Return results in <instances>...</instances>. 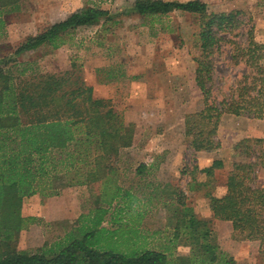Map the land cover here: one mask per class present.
<instances>
[{
    "label": "rangeland",
    "instance_id": "1",
    "mask_svg": "<svg viewBox=\"0 0 264 264\" xmlns=\"http://www.w3.org/2000/svg\"><path fill=\"white\" fill-rule=\"evenodd\" d=\"M135 1L0 0L2 72L18 94H33L37 87L43 90L47 84L57 83L51 98L66 102L69 89L80 81L93 88L94 97L109 100L126 123L135 125L133 146L115 159L112 168L103 175L102 183L65 188L55 197L36 194L23 199L22 216L36 221L20 232L19 250L35 252L50 247L72 230L90 227L99 210H105L102 228L138 229L139 235L146 237L148 249L168 250L173 257L191 254L190 241L184 234L173 245L170 242L182 216V204L195 212L191 197L183 188L175 186L176 191L171 186L164 189L165 202L150 201L147 182L132 178V172L128 168L122 170V165L132 167L147 161L145 152L149 154L151 148L164 142L163 146L184 150L182 166H194V153L185 135V117L204 108L203 95L196 83V60L201 54L200 18L184 12L141 17L129 13ZM201 1L208 5L210 13L242 11L238 29L224 35L226 41L212 56L215 68L212 102H221L248 71L244 63L233 60L234 46L229 41L246 46L252 29L255 40L264 43V0ZM88 7L107 10L114 18L67 34L59 49L43 46L36 51L15 54L29 37ZM57 110L55 106L54 111ZM246 138L262 139L260 146L264 149V120L240 116L225 122L222 131L219 127L216 140L221 146L225 142L229 148L223 155L228 161L227 169L219 173V178H225L236 159L231 146ZM262 170L257 173L260 186H264ZM117 187L123 192L116 197ZM211 228L223 252L244 259L241 264H264V251L259 242L247 241L244 245L246 240L231 234L228 228L222 227L219 232L214 223Z\"/></svg>",
    "mask_w": 264,
    "mask_h": 264
},
{
    "label": "trees",
    "instance_id": "2",
    "mask_svg": "<svg viewBox=\"0 0 264 264\" xmlns=\"http://www.w3.org/2000/svg\"><path fill=\"white\" fill-rule=\"evenodd\" d=\"M173 12L200 18L196 83L204 108L186 115L185 135L191 150L213 152L221 148L216 136L225 114L264 120V43L255 40L252 29L246 46L229 41L234 46L233 60L244 63L248 71L229 96L212 102V56L226 41L224 35L238 29L242 11L210 13L201 0H136L129 13L154 17ZM113 18L107 10L83 8L29 37L15 54L43 46L59 49L67 34ZM2 65L0 61V264H238L213 238V221L199 219L185 204L170 242L173 245L181 234L187 236L192 247L188 256L173 257L171 251L146 248V237L138 229L102 228L105 210H99L90 227L76 228L50 247L19 250L20 232L36 221L22 216L23 199L36 194L55 197L65 188L102 183L115 159L133 146L135 125L126 123L109 100L94 97L93 88L80 81L69 89L66 102L51 98L57 83L43 90L37 87L33 94H18L7 83ZM51 106L58 110H49ZM262 142L246 138L233 146L236 159L225 176L227 193L222 198L210 195L209 203L215 220L231 222L236 237L259 242L264 251V186L257 183L258 170L264 169ZM223 168L224 163L217 160L200 173L210 176ZM122 192L117 187L115 196Z\"/></svg>",
    "mask_w": 264,
    "mask_h": 264
},
{
    "label": "crops",
    "instance_id": "3",
    "mask_svg": "<svg viewBox=\"0 0 264 264\" xmlns=\"http://www.w3.org/2000/svg\"><path fill=\"white\" fill-rule=\"evenodd\" d=\"M238 118L239 117L225 114L221 119L220 131L223 130L225 122L229 120L235 121V119ZM161 144V146L158 145V147L151 148L149 154H147L148 152H145V155H148L147 161L132 167L123 164L122 170L128 168L127 170L132 172L130 174L132 178L138 181L147 182L148 185L146 186L150 188L148 189V192H146L148 193L147 196H149L148 200L155 203L158 201L165 202V188L167 189L171 186L174 187L175 190L177 189L175 186L181 187V189L183 188L184 193L188 197H191V201L193 202L192 207H194L195 210L194 214L199 219L213 221L214 227H216L219 232H222V227H226L232 234V223L215 220L209 203L210 195L222 198L227 193L226 177L221 179L218 176L220 172L227 169L228 161L223 155H225V151L229 148L225 146V142H223V146H221L223 147L222 149L213 152H195L192 150L194 153L193 157L195 158L194 166H182L181 161L184 159V150L174 148V146H163L164 142ZM217 160H221L224 163L223 169L215 170L210 176H207L205 173H200V170L211 167ZM262 171H264V169ZM124 174L125 173H122V176H124ZM202 204H204L203 208L201 206ZM247 243L248 242L246 241L242 244L245 245ZM237 247L239 248L240 246H236V248ZM235 259L238 264H241V262L244 261V259L241 260V258Z\"/></svg>",
    "mask_w": 264,
    "mask_h": 264
}]
</instances>
